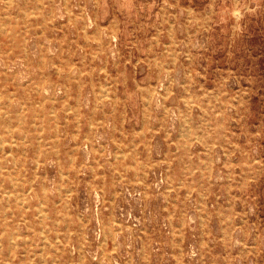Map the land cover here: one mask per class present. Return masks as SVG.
<instances>
[{"label": "rangeland", "instance_id": "1", "mask_svg": "<svg viewBox=\"0 0 264 264\" xmlns=\"http://www.w3.org/2000/svg\"><path fill=\"white\" fill-rule=\"evenodd\" d=\"M0 264H264V0H0Z\"/></svg>", "mask_w": 264, "mask_h": 264}]
</instances>
